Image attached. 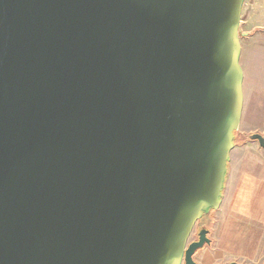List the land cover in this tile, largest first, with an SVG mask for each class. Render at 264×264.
<instances>
[{"label": "water", "instance_id": "95a60500", "mask_svg": "<svg viewBox=\"0 0 264 264\" xmlns=\"http://www.w3.org/2000/svg\"><path fill=\"white\" fill-rule=\"evenodd\" d=\"M243 1L0 0V264H197Z\"/></svg>", "mask_w": 264, "mask_h": 264}, {"label": "crops", "instance_id": "0c3cea01", "mask_svg": "<svg viewBox=\"0 0 264 264\" xmlns=\"http://www.w3.org/2000/svg\"><path fill=\"white\" fill-rule=\"evenodd\" d=\"M264 0H244L240 14L242 107L226 163L217 208L210 213V244L193 255L197 264L264 261Z\"/></svg>", "mask_w": 264, "mask_h": 264}, {"label": "trees", "instance_id": "16d2710c", "mask_svg": "<svg viewBox=\"0 0 264 264\" xmlns=\"http://www.w3.org/2000/svg\"><path fill=\"white\" fill-rule=\"evenodd\" d=\"M212 211L213 209L209 210L207 213H204L202 217L197 221L199 225L205 227L208 230V234L210 233V223H211L210 213Z\"/></svg>", "mask_w": 264, "mask_h": 264}, {"label": "rangeland", "instance_id": "374dc122", "mask_svg": "<svg viewBox=\"0 0 264 264\" xmlns=\"http://www.w3.org/2000/svg\"><path fill=\"white\" fill-rule=\"evenodd\" d=\"M241 12H242V8H241ZM264 12V11H263ZM241 14V13H240ZM196 238V230L195 227L193 228V230L191 231L189 237H188V241L195 239ZM264 261H262L260 264H262Z\"/></svg>", "mask_w": 264, "mask_h": 264}, {"label": "flooded vegetation", "instance_id": "af4514ba", "mask_svg": "<svg viewBox=\"0 0 264 264\" xmlns=\"http://www.w3.org/2000/svg\"><path fill=\"white\" fill-rule=\"evenodd\" d=\"M201 228H203L201 225H199L198 223H196V225H195V230H196V232L199 230V229H201ZM205 228V227H204ZM193 240V239H192ZM191 241V240H190ZM190 241H188V242H190Z\"/></svg>", "mask_w": 264, "mask_h": 264}]
</instances>
